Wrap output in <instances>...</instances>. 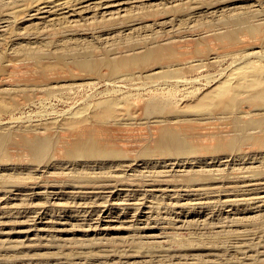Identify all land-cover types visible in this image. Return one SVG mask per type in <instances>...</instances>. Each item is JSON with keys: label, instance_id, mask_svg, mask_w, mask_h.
<instances>
[{"label": "rangeland", "instance_id": "374dc122", "mask_svg": "<svg viewBox=\"0 0 264 264\" xmlns=\"http://www.w3.org/2000/svg\"><path fill=\"white\" fill-rule=\"evenodd\" d=\"M48 1L68 0H0V264H264V94L248 102L264 90V0H141L117 21L101 8L46 24L32 15ZM133 15L142 21L125 30ZM158 46L162 58H142ZM233 102L245 139L224 114ZM164 130L180 144L162 151ZM120 162L132 165L113 179ZM207 164L211 176L186 175ZM200 186L218 193L206 201ZM250 186H263L261 200L227 203Z\"/></svg>", "mask_w": 264, "mask_h": 264}, {"label": "bare ground", "instance_id": "6f19581e", "mask_svg": "<svg viewBox=\"0 0 264 264\" xmlns=\"http://www.w3.org/2000/svg\"><path fill=\"white\" fill-rule=\"evenodd\" d=\"M68 1H72V0H68ZM66 2V1H64V2H59V3H55V2H52V1H48V2H46L45 4H44V6L43 7H41L40 6V8H38L37 10H35V13L32 15L34 18H38V19H40L39 21H41L42 23L43 22H46V24H48L47 22H50V23H54L55 21H59V20H61L62 19V17H67V18H69V17H80V15H84V13H88L89 11H91V10H96V11H98V10H101V8H102V10L104 11L103 12V17L105 18V16H107L105 19H107L108 17H110V18H108L107 19V21H117V19H118V17H120V16H123L124 14V17H127V16H129L130 15V13H133L134 11L133 10H129V8H131V7H134L135 6V4L136 3H139V2H141V0H94V2H88V4H84V6H82V7H79V5L77 6V5H75L76 4V2H75V6L72 4V2L70 3V2ZM78 1H80V0H78ZM84 1V0H83ZM85 3V2H84ZM142 3V2H141ZM81 5V4H80ZM134 5V6H133ZM138 5V4H137ZM131 9H133V8H131ZM98 13H100V12H98ZM97 13V14H98ZM101 14V13H100ZM99 15V14H98ZM102 15V14H101ZM114 17H117V18H114ZM31 18V17H30ZM102 18V17H101ZM121 18V17H120ZM132 18H133V20H132V25H128V26H126V28H124L125 30H130V31H135L136 29H135V27H136V25H138L139 24V22H141L142 20H140L138 17H135V15H133L132 16ZM4 19V18H3ZM123 19V18H122ZM9 20V19H8ZM65 20H69V19H65ZM2 21H5V20H2ZM40 22V24H42ZM49 23V24H50ZM2 24V23H1ZM1 24H0V26H1ZM8 24V23H7ZM3 25H5V24H3ZM43 25V24H42ZM114 26H115V28H116V26H117V23H115L114 24ZM132 26V27H131ZM1 28V27H0ZM5 28H7V26L5 27ZM258 26H252L251 25V27H249L247 30L248 31H250V33L251 32H255V31H257L258 30ZM123 29V28H122ZM246 30V31H247ZM109 31H111V33L113 34V32H117V30H114V29H109ZM108 35V34H107ZM159 45V44H158ZM166 45V44H165ZM171 47V46H170ZM165 48H167L166 46L165 47H162V46H158V48H151V49H148L147 51V53L144 55V56H142V58L144 59V58H146V57H151V58H155V59H158V58H162L163 56H164V51H165ZM251 54V53H250ZM117 64L119 63L120 65L121 64H125V63H127V62H134L135 60H137V58L136 59H120V60H118V59H113ZM158 65V64H157ZM237 79H238V76H235V77H231L230 78V82L231 83H233V82H235V81H237ZM186 81V80H185ZM186 82H188V81H186ZM179 83V82H178ZM185 84V83H184ZM188 84V83H187ZM259 94H264V90H262V91H259V92H257L256 94H253V95H251L250 96V98L248 99V102L250 103V104H255L257 101L255 100V97H256V95H259ZM224 98H226V97H224ZM210 99V98H209ZM223 98H220L219 100H220V102H221V104H223V100H222ZM226 99H228V98H226ZM226 102V101H225ZM224 102V103H225ZM224 105H226V106H228V105H230V107H229V111H224V114H229L228 116H229V118H232L233 119V121H234V123H235V125H236V127H237V129L236 130H238V135L240 136H238L237 135V133H236V135L240 138V139H245V136H244V134L246 133L247 135H249L248 134V130L247 129H245V128H239L238 127V125H239V118H240V115H241V109H239V107L233 102V104H230V103H228V104H224ZM255 110H259V109H255ZM260 110H263L262 108L260 109ZM259 114L261 113V112H258ZM263 113V112H262ZM244 114V113H243ZM257 113H255V115H256ZM213 118V117H212ZM241 121V120H240ZM123 122V121H122ZM260 126L262 125V123H260L259 124ZM98 128H100V127H98ZM104 128V127H103ZM83 129V128H82ZM105 129V128H104ZM162 129V128H161ZM169 129V134H172V136L175 134V132L178 130V129H170V128H168ZM94 131H95V129H94ZM100 131V130H99ZM98 131V132H99ZM106 131V130H105ZM104 131V132H105ZM84 132V131H83ZM96 132V131H95ZM167 132V130H164L163 131V135L161 136V138H160V141H164V142H162L161 143V147H160V149L163 151V149L164 150H167L166 149V147H165V145L164 144H167V145H169V146H171V145H178V144H180V141H179V139L176 137V139H174V140H167V138H166V136L164 135V133H166ZM86 133V132H85ZM101 133V132H100ZM96 134V133H95ZM102 134V133H101ZM106 135V134H105ZM234 135V134H233ZM251 135V134H250ZM96 136V135H95ZM98 137H99V134L97 135ZM97 137V138H98ZM219 137V136H218ZM222 137V136H221ZM234 137V136H233ZM236 137V136H235ZM95 138V137H94ZM96 138V139H97ZM100 139V138H99ZM220 139V138H219ZM165 140H166V142H165ZM221 141V140H220ZM170 142V143H169ZM83 143V142H82ZM89 143H91V145H89ZM84 142V147H87V148H89V147H91V148H94L95 149V151L96 152H101L102 154H107V152H109V150H110V148H108V147H104V146H102L101 144H99L98 142ZM101 143V142H100ZM77 144H79V143H77ZM103 144H105V143H103ZM106 145V144H105ZM32 147H31V149H32V151L33 152H38L39 150H41L44 146H45V144H42V147L40 146V145H38V144H36V143H34L33 145H31ZM107 146V145H106ZM233 146V145H232ZM231 146V147H232ZM168 147V146H167ZM169 148V150H170V147H168ZM160 149H158L159 151H161ZM177 150L178 151H184V152H190L191 150H190V147L189 146H184V147H182L181 145H179L178 147H177ZM161 151V152H162ZM224 157V156H223ZM213 158V157H212ZM217 158V157H216ZM222 159V158H221ZM224 159V158H223ZM127 160V159H126ZM124 161V160H123ZM211 161H213V160H211ZM218 161V160H217ZM219 161H222V160H219ZM224 161H226V160H224ZM228 161V160H227ZM235 161V160H234ZM239 161H240V159H239ZM208 162V161H207ZM216 162V161H215ZM250 162H252V161H250ZM210 163V162H209ZM218 163H220V162H218ZM259 163H260V161H259ZM127 164V163H126ZM124 162H120V164H118L119 165V170L118 171H115V173H114V175L112 176V178L113 179H117L118 178V175L124 170V168L126 167H128V165L129 164H127L126 165ZM202 164H204V163H202ZM230 164V163H229ZM132 165V164H131ZM131 165H129V166H131ZM211 165V164H210ZM210 165H208L207 164V168L205 169V168H202V169H197V171H189V172H187L186 173V175H197V176H201V175H204L205 177H208L209 175L211 176V174L213 173V171H215L214 170V165H212V166H210ZM218 165H220V164H218ZM133 167V166H132ZM219 167V166H218ZM130 168V167H129ZM220 168V167H219ZM219 168L217 169V170H219ZM221 168H222V166H221ZM220 168V169H221ZM243 168H245V167H243ZM246 168H248V167H246ZM247 170V169H246ZM136 171V170H135ZM147 171V170H146ZM155 171V170H154ZM154 171H153V173H154ZM130 172V171H129ZM144 172V171H143ZM143 172H140V177H142V176H144L143 175ZM168 172V170L165 172V170L163 171V169L162 170H157L155 173H154V177L156 178V180L157 179H159L160 180V178H161V180H162V177L164 178L165 176L164 175H166L165 173H167ZM219 172V171H218ZM184 173V172H183ZM92 174V173H91ZM146 174V173H145ZM168 174H170V173H168ZM257 175V174H256ZM263 175V174H262ZM166 176H168V175H166ZM170 176V175H169ZM119 177H121V174L119 175ZM123 177V176H122ZM150 177H152V178H154L153 176H150ZM241 177H243V176H241ZM245 178H246V176H244ZM248 177V176H247ZM250 177V176H249ZM261 177V176H260ZM255 178H256V176H255ZM262 178H263V176H262ZM262 178H260V179H262ZM167 179V178H166ZM254 179V178H253ZM159 180L157 181V182H159ZM160 180V181H161ZM165 180V179H164ZM196 180L197 181H199L198 179H195L194 181H192L191 183H188V185L189 186H194V185H197L195 182H196ZM200 180H202V179H200ZM244 180V179H243ZM245 181V180H244ZM249 181H251V179L249 180ZM258 181V180H257ZM168 182V181H167ZM146 183V182H145ZM154 183H155V181H154ZM162 183V182H161ZM253 183V182H252ZM263 183V182H262ZM243 184V183H242ZM260 184V183H259ZM122 185V184H121ZM120 185V186H121ZM160 185V184H159ZM163 185V184H162ZM240 185V184H239ZM264 185V184H263ZM123 186V185H122ZM165 186H166V184H165ZM169 186V184L167 185V187ZM244 186V185H243ZM144 187V186H143ZM161 187H163V186H161ZM182 187V186H181ZM180 187V188H181ZM199 187V186H198ZM201 188L200 189H195L196 191H194V193H195V195H199V196H202V195H204L205 196V200L207 201V199L210 197V196H212L213 194H215V192H217V186L215 187H210V186H208V187H206V186H200ZM220 187V186H219ZM248 187V186H247ZM251 187V186H250ZM261 187H263V186H255V187H251V188H247V189H245V190H243L241 187H233V189H231L232 191H230V192H233L232 194L234 195V199L232 198L231 200H228L227 201V203L230 201V204L232 205V206H238V205H242V204H244V202L247 200V198L248 197H250V196H252L251 198H250V200L251 199H259V198H257L259 195L258 194H260V190H261ZM61 188V187H60ZM64 188V187H63ZM110 188V187H109ZM109 188H107L106 190H108ZM113 188V187H112ZM125 189H126V187H124ZM159 188H160V186H159ZM174 188V187H173ZM46 189H47V187H46ZM117 189V188H116ZM121 189H122V187H121ZM133 189V188H132ZM139 189H141L140 187H139ZM155 189H157V188H155ZM164 189H166V188H164ZM56 190H58V189H56ZM115 189H113V190H111L110 189V192L111 191H114ZM167 190V189H166ZM183 190H185V189H183ZM187 190V189H186ZM262 190H264V188L262 189ZM61 191V190H60ZM60 191H58L59 193H60ZM64 191H67V190H64ZM69 191V190H68ZM134 191V190H133ZM154 191V190H153ZM188 191H190V190H188ZM221 191V190H220ZM219 191V192H220ZM228 191V190H227ZM29 192V191H28ZM48 192V191H47ZM46 192V193H47ZM55 192V191H54ZM71 192H74V191H71ZM70 192V193H71ZM81 192H83V191H81ZM121 192V191H120ZM127 192V191H126ZM139 192H140V190H139ZM142 192V191H141ZM176 192V191H175ZM229 192V193H230ZM264 192V191H263ZM33 194H35L34 192H32ZM38 193V192H37ZM55 193H57V192H55ZM58 193V194H59ZM62 193H63V191H62ZM65 193H67V192H65ZM69 193V192H68ZM67 193V194H68ZM85 193V192H84ZM102 193V192H101ZM138 193V192H137ZM218 193V192H217ZM30 194V193H29ZM33 194H30V195H32L33 196ZM39 194H43V193H39ZM51 194H52V192H51ZM51 194L49 195L50 196V198H51ZM72 194V193H71ZM71 194H70V196H71ZM90 194V193H89ZM97 194V193H96ZM111 194V193H110ZM153 194H155V193H153ZM158 194V193H157ZM160 194V193H159ZM164 194V193H163ZM162 194V195H163ZM172 194H174V193H172ZM187 194H188V192H187ZM264 194V193H263ZM25 195V194H24ZM60 195V194H59ZM62 195V194H61ZM80 195V194H79ZM78 195V196H79ZM85 195V194H84ZM91 195H93V194H91ZM105 195V194H104ZM129 195H131L132 196V193L130 194L129 193ZM191 195V194H190ZM189 195V196H190ZM194 195V196H195ZM218 195H220V194H218ZM229 195H231V194H229ZM23 196V195H22ZM27 196V195H26ZM39 196V195H38ZM47 196V195H46ZM67 197H68V195H66ZM81 196V195H80ZM83 196V195H82ZM82 196H81V198H82ZM101 196H102V194H101ZM134 196H136V195H134ZM143 196V195H142ZM159 196V195H158ZM167 196V195H166ZM28 197V196H27ZM30 197V196H29ZM34 197V196H33ZM48 197V196H47ZM60 197V196H59ZM62 197H64V195L62 196ZM72 197V196H71ZM74 197V196H73ZM77 197V195L75 194V198ZM89 197V196H88ZM104 197V196H103ZM109 197V196H108ZM118 197V196H117ZM125 197H127V196H125ZM124 197V198H125ZM138 196H136V198H137ZM140 197V196H139ZM138 197V198H139ZM181 197V196H180ZM183 197V196H182ZM187 197V196H186ZM186 197H184V199L186 198ZM233 197V196H232ZM245 197H247V198H245ZM61 198V197H60ZM66 198V197H65ZM74 198V199H75ZM79 198V197H78ZM113 198H115V197H113ZM141 199H142V197H140ZM139 198V199H140ZM160 198V197H159ZM159 198H157V200L159 199ZM196 198H198V197H196ZM228 198H230L229 196H228ZM262 198V197H261ZM62 199V198H61ZM69 199V198H68ZM90 199V198H89ZM120 199H122V198H120ZM154 199V198H153ZM164 199H166L165 197H164ZM173 199H175V198H173ZM182 199V198H181ZM188 199H189V197H188ZM195 199V198H194ZM194 199H191V200H194ZM55 200V199H54ZM64 200V199H63ZM70 200V199H69ZM68 200V201H69ZM135 200V199H134ZM170 200V199H169ZM196 200H198L199 201V199H196ZM194 201L196 204L197 203H199V202H197V201ZM201 200V199H200ZM217 200V199H216ZM259 200H261V199H259ZM262 200H263V198H262ZM49 201H51V200H49ZM60 201V200H59ZM66 201V200H65ZM71 201V200H70ZM69 201V202H70ZM74 201H76V200H74ZM73 201V202H74ZM79 201H81V200H79ZM92 201V200H91ZM109 201V200H108ZM130 201H131V199H130ZM129 201V202H130ZM133 201V200H132ZM140 201H142V200H140ZM178 202H179V206L181 207L180 208V210L182 209L183 211H187V210H189L193 205L190 203V202H186V201H183V202H185V203H182L181 201H180V199L178 198V200H177ZM255 201V200H254ZM56 202V201H55ZM62 201H60V207L61 208H63V209H67V207L69 206L68 204V202L66 203V202H62ZM93 202H94V200H93ZM105 202V201H104ZM116 202V201H115ZM120 202V201H119ZM175 202V201H174ZM201 202H203V201H201ZM249 202H251V201H249ZM256 202V201H255ZM48 203V202H47ZM57 203V202H56ZM83 203H86L87 204V206L89 205L87 202H82V204ZM108 203V202H107ZM106 203V204H107ZM117 203V202H116ZM121 203V202H120ZM138 204L139 203H141V202H137ZM137 203L136 204H134V203H132V207H133V209L135 208L134 207V205H137ZM192 203H193V201H192ZM214 203V202H213ZM213 203H212V201H210V202H207L206 204H207V206H208V208H211L212 207V205H213ZM49 204V203H48ZM47 204V205H48ZM51 204H53V203H51ZM51 204H49V205H51ZM59 204L57 205V206H59ZM72 204H76V203H71V206H73ZM91 204V203H90ZM93 204H95V203H93ZM104 204V203H103ZM115 204V203H114ZM194 204V203H193ZM259 204V203H258ZM258 204H257V206H258ZM109 205V204H108ZM118 205V204H117ZM121 205H123V206H125L126 205V203H125V201H123V203H121ZM128 205V204H127ZM130 205V204H129ZM175 205V204H174ZM192 205V206H191ZM55 206V205H54ZM78 206V205H77ZM80 206V205H79ZM78 206V207H79ZM82 206H84V205H82ZM86 206V205H85ZM104 207H105V205H103ZM111 206V205H110ZM130 206V207H131ZM138 206V205H137ZM143 206V205H142ZM141 206V207H142ZM176 206V205H175ZM199 206H200V204H199ZM252 206H255V205H252ZM14 207V206H13ZM51 207V206H50ZM59 207V208H60ZM103 207V208H104ZM118 207V206H117ZM122 207V206H121ZM140 207V208H141ZM178 207V206H177ZM194 207V206H193ZM201 207V206H200ZM203 207V206H202ZM51 208H53V207H51ZM60 208V209H61ZM97 209H98V207H96ZM106 208V207H105ZM112 208V207H111ZM123 208V207H122ZM137 208V207H136ZM140 208H137V209H140ZM229 208H231V207H229ZM235 208V207H234ZM254 208V207H253ZM256 208V207H255ZM56 208H54L53 210H54V212L56 211L55 210ZM74 209H76V208H74ZM85 209V208H84ZM99 209H101V208H99ZM146 209V208H145ZM179 209V208H178ZM206 209V208H205ZM4 210H5V207H4ZM53 210H51V211H53ZM59 210V209H58ZM94 210V209H93ZM121 210V209H120ZM143 210V209H142ZM201 210V209H200ZM239 210V209H238ZM254 210V209H253ZM256 210V209H255ZM80 211V210H79ZM103 211V210H102ZM122 211V210H121ZM133 211V210H132ZM139 211V210H138ZM137 211V212H138ZM210 211V210H209ZM208 211V212H209ZM232 211V210H231ZM235 211H237V210H235ZM42 212V211H41ZM41 212H39V213H41ZM45 212V211H44ZM53 212V213H54ZM59 212V211H58ZM96 213H97V211H95ZM123 212V211H122ZM136 212V211H135ZM143 212V211H142ZM182 212V211H181ZM4 213V212H3ZM7 213V212H6ZM36 213H38V212H36ZM70 213V212H69ZM73 212L71 211V214H72ZM88 213V212H87ZM92 213V212H91ZM109 213V212H108ZM235 213V212H234ZM49 214H51V213H49ZM63 214L65 215V213L63 212ZM74 214V213H73ZM93 214H95V213H93ZM107 214V213H106ZM120 214H122V213H120ZM133 214H134V212H133ZM209 214V213H208ZM212 214V213H211ZM210 214V215H211ZM39 215V214H38ZM55 215H57V214H55ZM54 215V216H55ZM60 215H62V214H60ZM60 215H59V217H60ZM80 215V214H79ZM83 214H81V216H82ZM84 215H85V213H84ZM98 215H100V214H98ZM109 215V214H108ZM115 215H119V213L118 214H115ZM135 215V214H134ZM186 215V214H185ZM34 216H37V214L36 215H34ZM92 216V215H91ZM110 216V215H109ZM112 216V215H111ZM234 216V215H233ZM44 217V216H43ZM50 217V216H49ZM49 217H47V218H49ZM57 217V216H56ZM75 217H77V214H76V216ZM80 217V216H79ZM99 217V216H98ZM136 217V216H135ZM144 217V216H143ZM147 217V216H146ZM236 217V216H235ZM35 219L34 217H30V219L31 220H33V219ZM41 218V217H40ZM54 218V217H53ZM61 218V217H60ZM65 218V217H64ZM72 218H74L73 216H72ZM92 218H96V217H92ZM101 218H102V216H101ZM100 218V219H101ZM141 218V217H140ZM145 218V217H144ZM228 218H230V217H228ZM29 219V220H30ZM98 219V218H97ZM102 219H104V218H102ZM115 219H117V218H115ZM119 219V218H118ZM133 219V218H132ZM231 219V218H230ZM40 220V219H39ZM50 220H52V222L50 223L51 224V226L52 227H49V229L51 230V228H55L58 224H61V221L59 222L58 220L57 221H53V219H50ZM56 220V219H55ZM66 220V219H65ZM85 220V219H84ZM105 220H107V219H105ZM111 220V219H110ZM124 220V219H123ZM126 220V219H125ZM124 220V222H122V224H125L126 223V221ZM131 220V219H130ZM136 220V219H135ZM148 220V219H147ZM227 220H229V219H227ZM35 221H37V220H35ZM47 221V220H46ZM69 221V220H68ZM93 221H95V220H93ZM132 221V220H131ZM149 221V220H148ZM147 221V222H148ZM151 221V220H150ZM231 221V220H230ZM233 221V220H232ZM30 222V221H29ZM34 222V221H33ZM37 222H39V221H37ZM65 222V221H64ZM73 222V221H72ZM108 222H110V221H108ZM135 221H133V223H134ZM136 222H139V220L138 221H136ZM30 223H32V222H30ZM42 223V222H41ZM67 223V222H66ZM71 223V222H70ZM69 223V224H70ZM98 223V222H97ZM96 223V224H97ZM100 223H102V222H100ZM117 223V222H116ZM132 223V224H133ZM33 224V223H32ZM31 224V225H32ZM49 224V225H50ZM63 224H65V223H63ZM119 224V223H118ZM138 224V223H137ZM147 224H149V222L147 223ZM35 225V224H34ZM46 225V224H45ZM98 225V224H97ZM96 225V226H97ZM104 225V224H103ZM106 226V225H105ZM59 227V226H58ZM108 227H109V224H108ZM130 227V226H129ZM133 227V226H132ZM134 227H135V225H134ZM136 227H138V225L136 226ZM40 228V227H39ZM98 228V227H97ZM100 228H101V226H100ZM103 228V227H102ZM105 228V227H104ZM107 228V227H106ZM30 229H34V228H30ZM43 229H44V227H43ZM47 229V228H46ZM107 229H109V228H107ZM35 230V229H34ZM39 230V229H38ZM37 230V231H38ZM40 230H42V228H40ZM45 230V229H44ZM48 230V229H47ZM110 230H111V228H110ZM33 231V230H32ZM46 233V232H45ZM54 233V232H53ZM42 234V233H41ZM51 234V233H50ZM49 234V235H50ZM37 235H38V233H37ZM44 236H46V235H43L42 237H44ZM39 237V236H38ZM47 237V236H46ZM152 237V236H151ZM39 238H41V236L39 237ZM141 238V239H140ZM140 238H138V241H137V243L138 244H141V243H144V240L142 239L143 237H140ZM148 239V238H147ZM148 243V242H147ZM238 246H241V245H238ZM240 251H241V249H240ZM244 252V251H243ZM241 253V252H240ZM243 256H244V254H243ZM242 256V257H243ZM245 257V256H244Z\"/></svg>", "mask_w": 264, "mask_h": 264}]
</instances>
